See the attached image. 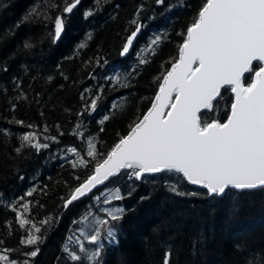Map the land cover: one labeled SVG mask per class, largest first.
Masks as SVG:
<instances>
[{
    "label": "trees",
    "instance_id": "16d2710c",
    "mask_svg": "<svg viewBox=\"0 0 264 264\" xmlns=\"http://www.w3.org/2000/svg\"><path fill=\"white\" fill-rule=\"evenodd\" d=\"M207 1L0 0V256L17 264H264V185L211 195L176 170L138 177L129 168L65 205L150 107ZM232 103L224 87L212 104L218 122ZM200 118L210 123L206 111ZM93 202L121 208L109 217L89 209ZM92 212L114 224L116 241H102L99 257L80 256L68 250L75 232H111L85 223Z\"/></svg>",
    "mask_w": 264,
    "mask_h": 264
},
{
    "label": "water",
    "instance_id": "95a60500",
    "mask_svg": "<svg viewBox=\"0 0 264 264\" xmlns=\"http://www.w3.org/2000/svg\"><path fill=\"white\" fill-rule=\"evenodd\" d=\"M199 16V21L189 28L185 43L179 50L178 65L184 69L178 73L171 71L167 74L152 101V105L142 119L132 127L126 136L118 141L107 160L97 166V170L105 173L101 180V177H96L95 185L101 184L112 174L127 168V165L134 164L140 167L139 176L175 168L187 177L192 185L204 186L211 193L222 194L227 187L243 189L264 185V154L254 152L243 154L244 159L240 158L242 161L251 160L252 165L251 168L250 165H242L243 172L247 174L245 176L249 177L240 179L239 183L227 181L220 186H211L203 177L197 179L188 173L190 170L199 175L214 176L216 171L222 167V169L227 167L223 165L225 162L214 158L213 155H207L204 161L194 157V151L201 148L194 143V134L197 136L203 134L196 131L197 113L210 107L220 95L223 87L233 86L234 101L227 122L225 121L226 123L222 126L218 123L212 124L209 127V132L222 130L223 135H225L223 138L229 137V142L234 145L232 148H237L241 144L239 142L243 136L241 130L243 129V121L247 119L248 109L254 102H258L264 97V0H208ZM140 35L141 22L127 36L121 50L123 57L129 56L134 50ZM256 60L261 61L263 67L256 74L257 80L254 86L246 91L242 84V78ZM197 66L199 67L193 70ZM177 84L179 94L170 112L166 115L173 98L172 93ZM192 88L194 89V97L189 94ZM196 89H199V94L196 93ZM193 106L195 110L190 113ZM166 125L171 129L180 126L184 130L182 133L177 132L173 138L168 139L172 130L165 132L164 135L160 134L162 126ZM193 129L195 130L193 131ZM157 133L156 140L158 143L152 142L150 144L160 153L161 158L155 155H143L142 148L148 142L149 137ZM170 142H174L175 146L169 151L162 146V143ZM236 153H238L237 150L226 152L224 155L238 163ZM147 158H155L158 162L149 161ZM114 159L116 161L111 164ZM107 166L111 168L106 169ZM230 169L232 170L233 167ZM236 173H238L237 168ZM93 180L94 176L86 179L85 184ZM82 193L79 190H74L73 198L81 197Z\"/></svg>",
    "mask_w": 264,
    "mask_h": 264
},
{
    "label": "bare ground",
    "instance_id": "6f19581e",
    "mask_svg": "<svg viewBox=\"0 0 264 264\" xmlns=\"http://www.w3.org/2000/svg\"><path fill=\"white\" fill-rule=\"evenodd\" d=\"M76 6H77V3L76 2L70 4L66 8L65 13L67 15L71 14L72 11L75 9ZM184 43H185V40L182 43V45ZM182 45L180 46V48L182 47ZM180 48H179V50H180ZM183 69H184V67L178 65V59H177L176 62H174L170 66L169 70L163 76V79H162L159 87L161 86V84H162L163 80L165 79V77L167 76V74H169L171 71H174L175 73H178V72H181ZM193 70H194V68H193ZM178 88H179L178 84L175 85V90L172 93V97H174L175 99L177 98V96L179 94ZM194 89H195V87H194ZM194 89L192 88L190 90V94L193 97H194V93H193ZM196 93L199 94V89H196ZM191 109L192 110H191L190 113H192V111L195 110V107L193 106V107H191ZM206 110L207 109H203V110H200L197 113L198 120H197V130L196 131H198L199 133H203L204 135L201 134L202 136H197V135L194 134V138H195V139L193 138L194 139V143L201 147L199 149L197 148L194 151V157L195 158H199V159H201V160L204 161L206 159L207 155H210V156L213 155L214 158H216V159H218L220 161L225 162V164H223V165H225L227 167H225L224 169H222L223 168L222 167L221 168L222 170L219 169L218 171H216L215 175L213 174L214 176H210V175H199L198 173L196 174L195 172H191L190 170L188 171V173H191L192 177L197 178V179L203 177L204 179L207 180V182L211 186H220L224 182H227V181L228 182L229 181H233L235 183H239L240 182V179H242V178H246L247 179V177H249V176H245L247 174L243 172L242 165H250V168H251L252 162H251V160L242 161L240 159V156L239 155L240 154H246L248 152H254V153H257V154H264V97L260 101L254 102L251 105V107L248 109L247 119L245 121H243V129L241 130L243 132V136H242L241 140L239 141V142H241V144L239 143L240 145L237 148H233V149H232V146H234V145H232L229 142V137H227L225 139L223 138V137H225V135H223L224 133L222 132V130L221 131L209 132V127L212 124L218 123L220 126H222L223 125L222 123H220V122H212V123H208L205 127L202 126L200 114L203 113V112H205ZM194 122H196V120H194ZM201 127L204 128V129H200ZM162 128H161L162 131L160 132V134H162V135H164L165 132L172 130L171 133L168 136V139L173 138L177 134V132H181L182 133L183 130H184V128H182L180 126L179 127H175L174 129H171L169 126L166 125V126H162ZM191 130H192V128H191ZM194 130L195 129H193V131ZM157 135H158V133L149 137L148 142L142 148L143 155L144 154H149V155H155L156 157L161 158L160 153H158L155 150V147L150 144L152 142L158 143V141L156 140L157 139ZM239 135H241V134L239 133ZM134 136H135V134H134ZM176 143H177V141H176ZM234 144H235V141H234ZM162 146L163 147H166L170 151L171 148L174 147L175 145H174V142H170V143H166V144H163L162 143ZM158 149H159V147H158ZM236 150L238 152V153H236L237 154V159L239 161L238 163H236V161L233 162V160H231V158L229 156L224 155V154H226V152H232V151L235 152ZM147 159L149 161L158 162V160L155 159V158H147ZM106 160H107V157L101 162V164L104 163ZM230 167H233V169L231 170ZM110 168L111 167L107 166L106 169H110ZM236 168H237L238 173H236ZM170 169L171 170L178 171L175 168H170ZM194 170H196V169H194ZM104 173L105 172H102V171L97 170V166H96L95 169H94V171H93V173L87 178V179H89L90 177H93L94 176V180L92 182L87 183V184H85V181H86L85 180L79 186H77L75 188V190H79L80 193L83 192L82 193L83 195L81 197H79V198L76 197L77 199H74L73 198L74 192H72L71 195H70V197L66 200V203H65L66 207H68L73 202H77V201H79V200H81V199L89 196L95 190H97L100 186H103L106 182H108L115 175V174H112L110 177H108L107 179L103 180L101 184L95 185L96 177L97 178L101 177L100 178V180H101L103 178V174ZM237 175H240V176H237ZM184 178L187 180V182L190 185H192L190 183V181L187 179V177L184 176ZM220 182H222V183H220ZM192 186H197V185H192ZM197 187H202V186H197ZM229 188H232V187H227L225 189V191H227ZM208 192L211 195L212 194H215V193H211L209 190H208Z\"/></svg>",
    "mask_w": 264,
    "mask_h": 264
},
{
    "label": "rangeland",
    "instance_id": "374dc122",
    "mask_svg": "<svg viewBox=\"0 0 264 264\" xmlns=\"http://www.w3.org/2000/svg\"><path fill=\"white\" fill-rule=\"evenodd\" d=\"M141 32H142V26H141ZM257 63L260 66L262 65V63L259 60L254 62V64H257ZM247 76L250 77V82L245 83L244 81H242V84H244L245 87H248L256 79V71H254L253 68H251V70L247 73L246 77ZM226 89L232 91V86L228 85V86H226ZM218 106H220V104H218ZM206 112H207V116H209V118H210V123L218 122L217 116L220 113V109L218 107H214L211 105L206 110ZM205 126H203V127H205ZM200 129H204V128L201 127ZM240 158L244 159L243 154L240 155ZM115 161H116V159L112 160L111 164H113ZM99 164H101V163H99ZM127 167H132L134 169L138 168L136 165H134V166L128 165ZM135 173L136 172H132L130 174H135ZM102 194L113 197V196H115V191L113 190V188H106V189H104ZM120 208L121 207L119 205H116L114 203L93 202V205L89 209H91L92 211H105L108 213L109 217H112V215L110 213H116L120 210ZM84 221L88 225H95L96 227L100 226V227L106 228L107 230L109 229L111 232L109 235H106V236H97V235H94L93 232H90V234H88V235H86L87 234L86 233L85 236H83V234L80 231H77L71 237H69L68 250L73 252V253H76L80 256H88V257H90V256L91 257H97L98 251H99V255H98V257H99L102 255V251L105 247V244H109L108 247H110L113 243H115L116 237H115L114 228H113L115 226L113 223H111V225L113 227L109 228V222L108 221H106L107 225L105 226V220L101 219V217H99L95 212H92L90 214V217H84ZM75 223H77V225H80V222L75 221ZM102 241L105 242V244H102V246L101 245L99 246V244ZM89 243L91 245H89ZM207 253L208 252H206L205 254H207ZM78 259L87 260L88 264H101L100 258H98V260H97V258H74V260H78ZM121 263H122V261H121ZM0 264H17V262H16V259L11 258L7 254H3L0 256Z\"/></svg>",
    "mask_w": 264,
    "mask_h": 264
}]
</instances>
